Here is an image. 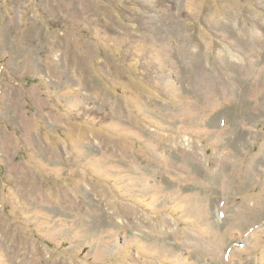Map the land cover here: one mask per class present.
Masks as SVG:
<instances>
[{
    "label": "rangeland",
    "instance_id": "rangeland-1",
    "mask_svg": "<svg viewBox=\"0 0 264 264\" xmlns=\"http://www.w3.org/2000/svg\"><path fill=\"white\" fill-rule=\"evenodd\" d=\"M0 264H264V0H0Z\"/></svg>",
    "mask_w": 264,
    "mask_h": 264
}]
</instances>
